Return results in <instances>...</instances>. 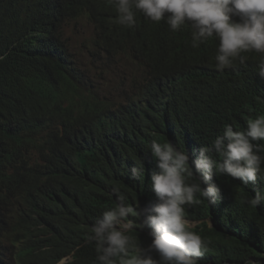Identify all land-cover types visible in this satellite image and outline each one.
<instances>
[{"label":"trees","instance_id":"trees-1","mask_svg":"<svg viewBox=\"0 0 264 264\" xmlns=\"http://www.w3.org/2000/svg\"><path fill=\"white\" fill-rule=\"evenodd\" d=\"M87 1L0 0V264H47V246L55 263L75 250L68 264H98L89 237L102 213L117 205L118 196L134 206L152 205L155 198L153 133L166 135L192 157L225 125L243 131L264 116L259 76L260 86L240 95L242 114L211 125L195 104L189 108V96L173 92L168 79L180 76L181 61L149 50L134 52L140 71L129 85L112 80L114 90L103 91L99 82L110 67H130L117 59L130 57L133 47L124 45L128 29L112 16L96 7L86 14ZM85 19L95 31L81 43L89 58L80 61L66 30L88 28ZM189 36L190 31L180 34L184 43ZM248 64L255 74L256 58ZM133 166L144 170L138 179L130 178ZM214 182L221 189L215 204L200 197L201 203L185 207V217L197 222L188 230L207 245L197 264H264V204L248 203L264 190V180L244 186L219 175ZM96 188L115 191L103 195ZM79 190L92 196L75 197L72 209ZM150 231L131 228L129 257L117 258V264H128L135 248H147Z\"/></svg>","mask_w":264,"mask_h":264},{"label":"clouds","instance_id":"clouds-1","mask_svg":"<svg viewBox=\"0 0 264 264\" xmlns=\"http://www.w3.org/2000/svg\"><path fill=\"white\" fill-rule=\"evenodd\" d=\"M84 7L86 14L96 7L128 29L129 43L124 45L133 49L130 57H118L123 63L140 71L141 60L134 52L147 50L179 59L180 76L168 79L173 92L189 96V108L195 104L211 125L241 115L240 95L257 89L259 76L264 79V0H88ZM185 31L190 36L184 43L180 34ZM251 57L257 60L255 74L248 64ZM153 135L149 149L157 171L151 174L150 189L155 198L152 205L134 206L118 196L117 205L102 213L89 237L98 264H117V258L129 257L131 239L126 233L134 226H148L152 240L147 248H135L128 264H197L207 245L198 233L188 230V222L194 221L185 217L186 205L201 203L200 197L215 204L221 195L214 182L219 175L244 186L264 180V155L260 154L264 145L259 143L264 141V116L250 120L243 131L225 125L221 135L194 150L192 157L166 135ZM143 171L133 166L130 178H140ZM94 190L103 195L115 191ZM88 195L92 196L86 190L77 191L69 207L73 209L75 197L84 201ZM248 203L264 204V190H256ZM47 250V264H68L76 253L72 250L55 263L51 247Z\"/></svg>","mask_w":264,"mask_h":264},{"label":"rangeland","instance_id":"rangeland-1","mask_svg":"<svg viewBox=\"0 0 264 264\" xmlns=\"http://www.w3.org/2000/svg\"><path fill=\"white\" fill-rule=\"evenodd\" d=\"M85 22H86L88 28L86 26L82 27V25L79 24L77 26L78 31H76V30L74 31V29L72 27H70L69 29L66 30V32L68 31L67 35L71 36L73 38V45L75 47V50H74L75 52H73V53L77 55V57L79 58L80 61H87L89 58L86 56V55H88V53L82 49L81 43L84 41L88 42L92 38V32L94 33V31H95L94 27L88 22L87 19H85ZM117 60L119 62H121V65L123 64L124 60H120V59H117ZM108 71H110V73L105 74L104 79L100 80L99 87H100V89H102L103 91H105L109 94L110 92H112L114 90V88H112V86H111L112 80H113L115 85H117L118 83L121 85L123 80H125L126 85L127 84L129 85L131 80L133 79L132 77L137 75V73L139 71V67L130 66V67H127L126 70H122L117 65H114V66L110 67L108 69ZM188 225L189 226H195L196 223L188 222Z\"/></svg>","mask_w":264,"mask_h":264},{"label":"bare ground","instance_id":"bare-ground-1","mask_svg":"<svg viewBox=\"0 0 264 264\" xmlns=\"http://www.w3.org/2000/svg\"><path fill=\"white\" fill-rule=\"evenodd\" d=\"M9 240V239H8Z\"/></svg>","mask_w":264,"mask_h":264}]
</instances>
